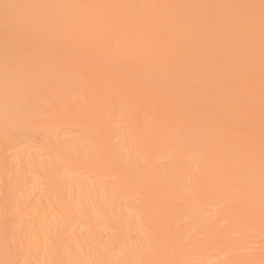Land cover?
Segmentation results:
<instances>
[{
	"label": "bare ground",
	"instance_id": "obj_1",
	"mask_svg": "<svg viewBox=\"0 0 264 264\" xmlns=\"http://www.w3.org/2000/svg\"><path fill=\"white\" fill-rule=\"evenodd\" d=\"M264 264V0H0V256Z\"/></svg>",
	"mask_w": 264,
	"mask_h": 264
},
{
	"label": "rangeland",
	"instance_id": "obj_2",
	"mask_svg": "<svg viewBox=\"0 0 264 264\" xmlns=\"http://www.w3.org/2000/svg\"><path fill=\"white\" fill-rule=\"evenodd\" d=\"M0 264H31V259L26 255L15 258L0 256Z\"/></svg>",
	"mask_w": 264,
	"mask_h": 264
}]
</instances>
